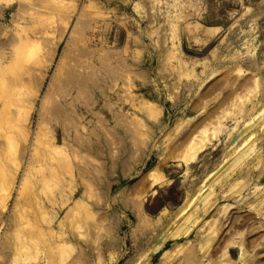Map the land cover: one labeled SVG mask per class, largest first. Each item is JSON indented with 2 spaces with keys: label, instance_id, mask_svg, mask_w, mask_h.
Returning a JSON list of instances; mask_svg holds the SVG:
<instances>
[{
  "label": "rangeland",
  "instance_id": "obj_1",
  "mask_svg": "<svg viewBox=\"0 0 264 264\" xmlns=\"http://www.w3.org/2000/svg\"><path fill=\"white\" fill-rule=\"evenodd\" d=\"M0 264H264V0H0Z\"/></svg>",
  "mask_w": 264,
  "mask_h": 264
}]
</instances>
